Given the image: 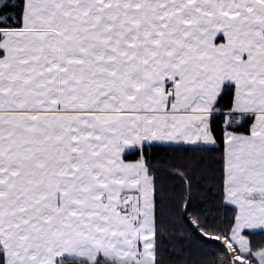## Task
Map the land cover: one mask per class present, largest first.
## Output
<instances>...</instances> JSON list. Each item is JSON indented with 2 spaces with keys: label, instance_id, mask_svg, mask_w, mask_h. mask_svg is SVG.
Wrapping results in <instances>:
<instances>
[{
  "label": "snow or ice",
  "instance_id": "6c2138e0",
  "mask_svg": "<svg viewBox=\"0 0 264 264\" xmlns=\"http://www.w3.org/2000/svg\"><path fill=\"white\" fill-rule=\"evenodd\" d=\"M0 264H264V0H0Z\"/></svg>",
  "mask_w": 264,
  "mask_h": 264
}]
</instances>
